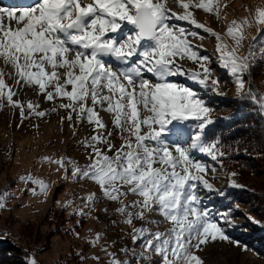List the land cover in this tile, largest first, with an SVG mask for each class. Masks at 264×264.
<instances>
[{
	"label": "snow or ice",
	"instance_id": "obj_1",
	"mask_svg": "<svg viewBox=\"0 0 264 264\" xmlns=\"http://www.w3.org/2000/svg\"><path fill=\"white\" fill-rule=\"evenodd\" d=\"M197 9L213 13L223 22L220 5L213 0H33L27 7L0 5V61L4 65L0 67V107L6 104L18 109L21 124L30 116L43 118L49 111L64 109L61 121L73 127L74 136V125L87 121L93 126L94 134L82 142L90 150L86 166L71 159H45L58 165L57 171L63 170L64 180H90L99 186L102 195L86 196L84 205L70 213L79 219L66 231L76 238L85 239L75 227L92 215L96 202L102 198L119 202L116 212L124 217L133 245L141 250L122 249L130 253V259L119 260L116 253L104 248L111 258L109 264H205L198 253L221 243L241 252L253 250L231 235L240 225L230 210L218 211L206 204L212 195L224 198L227 193L205 178L210 171L219 180L217 167L194 159L193 152L222 166L221 158L238 154L239 148L224 145L220 137H206V128L215 123V116L204 96L224 97L227 93L220 90L222 81L213 61L201 55L202 45L194 44L190 37L204 40L194 30L198 29L215 38L216 66L234 82L237 98L253 102L264 118V94L258 95L246 80L255 60H264V47L257 57V38L253 37L247 55L239 54L247 28L255 26L258 35L264 32V8L231 21L224 35L199 22L194 15ZM188 61L198 70L184 67ZM5 76L20 91L27 86L46 101L59 97L67 102L50 110H41L32 100L25 104ZM177 77L194 82L202 92ZM101 111L111 114L116 132L108 127ZM116 134L122 142L119 147L111 139ZM165 134L177 139L169 141ZM181 137L187 142H179ZM227 175L228 187L244 188L235 179L237 172ZM19 180L33 196L47 198L51 192V184L43 179L22 175ZM14 196L10 191L4 193L8 199ZM4 197H0V210H8ZM126 199L131 202L125 203ZM57 204L66 210L73 201ZM152 214L162 220L149 219ZM136 219L157 229L164 223L171 226L151 231L146 226L137 228ZM247 220L264 229V221L251 215ZM99 240L97 234L85 242L96 246ZM5 243L18 247L8 230L0 232V245ZM20 251V264H43L38 259L42 249ZM75 255L82 264L89 258L83 250ZM92 259L100 264V257Z\"/></svg>",
	"mask_w": 264,
	"mask_h": 264
},
{
	"label": "rangeland",
	"instance_id": "obj_2",
	"mask_svg": "<svg viewBox=\"0 0 264 264\" xmlns=\"http://www.w3.org/2000/svg\"><path fill=\"white\" fill-rule=\"evenodd\" d=\"M11 3L13 2L0 0V5L16 7ZM213 3L214 5L217 3L220 5L223 22L217 20L213 13H206L201 9L195 10L194 15L199 22L205 23L222 35L226 32V27L231 21H240L249 15V11L255 12L257 8H264V0H213ZM179 23L184 24V22ZM184 26L190 27L186 24ZM194 30L200 32V35L204 36L205 39L202 41L191 37L190 39L194 44H201L203 49L201 55H208L213 61L212 67L215 68L216 75L222 81L220 90L227 93L224 97L211 93L204 96L205 100L214 109L215 120H223L225 117L218 108V102L223 98H236V86L225 70L216 66L218 54L215 51V38L209 37L202 30ZM246 37L244 48L239 54L247 55L248 45L253 43L252 38L256 37V55L259 57V48L264 47V32H260L258 35L255 26L249 27L247 28ZM225 39L229 38L225 36ZM229 42H231L230 39ZM112 62L115 63V61ZM0 67H4L2 61H0ZM184 67L198 70V66L191 61H188ZM6 70L10 71V69ZM175 79L192 87L195 91L202 92L200 87L192 81L185 80L183 77ZM246 80H250V83L255 85L253 90L258 95L264 94V60H255V66L251 68L250 76H246ZM5 82L13 86L15 90L20 91L14 81L7 76H5ZM19 99L25 104L28 100L37 102L41 110H50L57 107L61 102H67L66 99L62 100L59 97L54 101H46L42 95L38 97L37 93L27 88V86H25L24 91H20ZM239 113H241V110H239ZM65 115L66 111L64 109H59L57 112L49 111L48 115L43 118L30 116L21 124L18 109H13L6 104L0 107V197H4L6 191L15 194L11 199L4 197L8 210H0V232L8 230L16 245H18L17 249H27L29 252L42 249L38 259L43 264H82L75 255L76 252L81 250L89 257L83 261V264H96L95 260L92 259L94 256L100 257V264H109L111 258L105 253L104 248H107L109 252L116 253V258L119 260L130 259V253L124 252L122 249L135 247L137 252L141 249L138 244L133 245L129 235L130 227L123 223L124 217L116 212V209L120 206L118 201H109L102 198L94 205L95 211L92 215L84 220L79 227H75V231L80 234V237L88 241L99 234L100 240L96 246H91L85 242V239H78L66 231L70 225L75 226L79 219L77 216L70 215L73 208L82 207L85 203L84 198L88 195L93 193L102 194L99 186L93 181L72 182L64 180L63 170L57 171L58 165L48 163L45 159L50 158L53 161L61 158L64 160L71 159L81 167L89 163L88 152L90 150H86L82 142L94 134L93 126L89 125L87 121L74 125L77 132L74 136L73 127L68 126L67 122L61 121V117ZM101 116L107 122L108 127L116 132L111 124V114L101 111ZM185 131L187 132V129ZM165 135L169 141L177 139L173 134ZM111 139L116 147H119L122 143L118 134ZM179 142L186 143L187 141L181 137ZM108 154L113 155L114 153L109 152ZM192 155L194 159L217 167L219 180L214 179L210 171L205 177L213 183L215 188L223 191L230 189L227 173H231V170L223 165L215 164L209 157L199 152H193ZM22 175H31L51 184V192L47 198L41 195L33 196L26 191V185L19 180ZM235 179L239 183L240 180L237 177ZM245 183L255 189L262 190L264 166H257L254 173L249 174ZM28 187H31V185ZM69 200L73 201V206L68 207L66 210L63 209L66 217L69 218L63 224L64 226L62 225L63 233L55 231V227H58L55 226V222L57 223L54 218L55 212L62 209L57 201L63 204ZM130 202V200H125V203ZM206 204L218 211L230 210L233 217H235V222L239 225L244 222L248 215L257 216L253 213L255 211L254 207L250 211L236 205H229L228 207V203H224L223 198L215 195H212V198L206 201ZM129 210L136 211V209ZM148 218L162 220V217L155 214L149 215ZM133 223L137 228L146 226L151 231H165L171 226L170 222L164 223L157 229L156 225L146 224L145 220L142 219H136ZM231 235L244 242V235L241 231L234 229L231 231ZM198 254L205 260V264H264L253 251L241 252L239 248H234L228 243L211 245Z\"/></svg>",
	"mask_w": 264,
	"mask_h": 264
},
{
	"label": "trees",
	"instance_id": "obj_3",
	"mask_svg": "<svg viewBox=\"0 0 264 264\" xmlns=\"http://www.w3.org/2000/svg\"><path fill=\"white\" fill-rule=\"evenodd\" d=\"M251 86L255 88L253 83ZM218 108L228 119L215 120L213 125L206 128V137L209 140L220 137L224 145H232L243 150H239L238 154L221 158L222 165L232 172H237L239 183L244 185L242 189H227L225 191L227 195L223 198L224 203H228V207L236 205L248 211L254 207L255 211H251L257 215L254 218L264 221V184L262 190H258L245 183L249 174H253L257 166H264V156L260 155L264 153V118L259 114L257 105L250 100H240L237 97L220 99ZM240 109L243 113L236 116ZM55 213L54 218L57 221L55 226H58L55 227V231L63 233L61 228L69 218L66 217L63 209ZM245 227L249 229L247 232L244 231ZM236 230L242 232L244 243L249 245L257 258L264 263V229L245 218ZM20 250L10 243L0 245V261L3 264H20L23 255Z\"/></svg>",
	"mask_w": 264,
	"mask_h": 264
},
{
	"label": "bare ground",
	"instance_id": "obj_4",
	"mask_svg": "<svg viewBox=\"0 0 264 264\" xmlns=\"http://www.w3.org/2000/svg\"><path fill=\"white\" fill-rule=\"evenodd\" d=\"M7 1H11L13 3H11L13 6L16 7H27L29 5H31L33 3V0H6ZM10 4V3H9ZM24 4V5H23Z\"/></svg>",
	"mask_w": 264,
	"mask_h": 264
}]
</instances>
